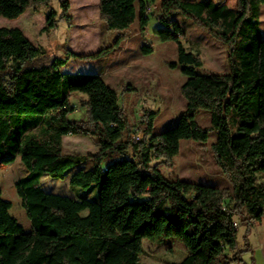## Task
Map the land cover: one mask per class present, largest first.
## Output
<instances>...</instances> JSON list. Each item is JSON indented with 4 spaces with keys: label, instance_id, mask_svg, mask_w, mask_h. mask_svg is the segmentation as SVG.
I'll return each mask as SVG.
<instances>
[{
    "label": "trees",
    "instance_id": "obj_1",
    "mask_svg": "<svg viewBox=\"0 0 264 264\" xmlns=\"http://www.w3.org/2000/svg\"><path fill=\"white\" fill-rule=\"evenodd\" d=\"M52 1L0 0V17L18 19L45 7L44 30H50L58 22ZM58 1L62 19L67 18L68 0ZM157 1L99 0L100 19L109 31L126 32L136 20L145 30L149 2ZM263 5L264 0H236L235 8L227 0H163L159 19L174 28L155 33L177 46V61L170 66L187 78L181 87L186 105L178 122L160 133H154L157 113L144 110L143 137L137 142L117 92L100 72L62 71L72 58L107 56L124 34L98 53L69 50L65 58H50L21 29L0 28V156L5 165L19 159L29 172L15 188L32 225L26 231L11 216L0 189V264H143V241L168 238L180 242L186 256L165 264H243L235 224L248 232L264 216ZM177 13L227 47L228 73H198L200 52L184 47L186 33L169 20ZM74 93L86 97L80 120L69 118ZM202 111L210 114L209 127L196 122ZM211 133L217 136L211 145L215 163L230 188L164 175L161 167H172L183 140L204 146ZM68 136L96 139L99 151L66 154ZM252 148L255 160L249 169L246 157ZM88 161L93 167L84 169ZM76 167L70 184L85 190L95 185L98 201L73 200L42 188L43 176L62 179Z\"/></svg>",
    "mask_w": 264,
    "mask_h": 264
},
{
    "label": "rangeland",
    "instance_id": "obj_2",
    "mask_svg": "<svg viewBox=\"0 0 264 264\" xmlns=\"http://www.w3.org/2000/svg\"><path fill=\"white\" fill-rule=\"evenodd\" d=\"M199 1V0H194ZM70 8L67 18H63L58 0L51 2L58 17L57 26L45 29L48 9L43 7L38 11L28 10L18 19L0 17V28H19L25 36L47 56L65 58L70 50L78 54H94L113 46L119 36L125 39L107 56L96 60H80L72 58L62 71L67 74H102L104 81L113 88L118 95V104L124 110L132 124L131 139L143 137L144 124L142 117L144 110L157 113L154 123V133L163 132L174 126L185 110V100L181 95V87L186 81L180 68L170 65L177 61L178 49L173 41H162L155 33L157 30H173L172 24L166 25L160 21L163 0L149 2L148 26L141 29L139 20L126 32L109 31L100 19L99 0H68ZM227 5L235 8L236 0H227ZM186 33L181 41L187 50L200 52L203 67L198 73H228V49L207 35L194 21L180 13L169 17ZM261 32L264 36V5L260 14ZM145 47H151V53H144ZM86 97L80 93L70 96V104L74 113L71 120L85 118L83 100ZM264 112V104H263ZM196 122L202 127L210 126V114L202 111ZM217 136L211 133L208 142L203 146L192 141L183 140L179 155L172 167H161L164 175L169 179H181L188 182L201 183L210 186L230 188L231 185L215 163L211 145ZM64 152L91 156L99 151V143L90 137L68 136L64 139ZM251 158L247 160V168L251 169L255 160V149L252 148ZM0 156V189L4 200L11 204L10 214L23 228L31 230V222L21 205L17 194L16 182L28 175V170L16 159L14 163L5 165ZM93 163L88 161L84 169H91ZM76 167L68 171L64 178L42 177V188L52 194L69 197L73 200L88 198L98 201V189L93 185L89 190L72 186L70 179L78 171ZM86 212H84V215ZM243 228L239 229L238 240L241 241ZM144 253L141 256L143 264H165L180 262L186 256L184 246L172 239H165L162 243L143 241Z\"/></svg>",
    "mask_w": 264,
    "mask_h": 264
},
{
    "label": "crops",
    "instance_id": "obj_3",
    "mask_svg": "<svg viewBox=\"0 0 264 264\" xmlns=\"http://www.w3.org/2000/svg\"><path fill=\"white\" fill-rule=\"evenodd\" d=\"M240 228H243V233L241 241L238 240V248L241 251L240 257L243 264H264V216L262 221L248 232L243 225L238 223V232Z\"/></svg>",
    "mask_w": 264,
    "mask_h": 264
},
{
    "label": "built area",
    "instance_id": "obj_4",
    "mask_svg": "<svg viewBox=\"0 0 264 264\" xmlns=\"http://www.w3.org/2000/svg\"><path fill=\"white\" fill-rule=\"evenodd\" d=\"M134 139H135V141H139V140H140L139 136H137V137L134 138ZM235 226L238 227V224H235Z\"/></svg>",
    "mask_w": 264,
    "mask_h": 264
}]
</instances>
